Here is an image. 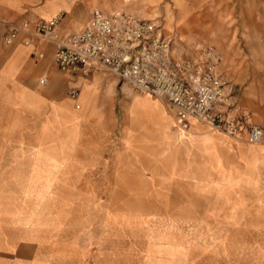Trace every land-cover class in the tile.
<instances>
[{
    "label": "rangeland",
    "instance_id": "374dc122",
    "mask_svg": "<svg viewBox=\"0 0 264 264\" xmlns=\"http://www.w3.org/2000/svg\"><path fill=\"white\" fill-rule=\"evenodd\" d=\"M81 4L88 15L79 30L94 8L129 10L160 20L181 50L214 45L240 108L264 128V0ZM1 45V261L264 264V141L250 144L197 122L181 130L164 100L104 71L82 77L79 108L47 100L37 91L46 88L38 80L48 61L33 60L19 82L28 48L19 45L8 58L2 38L0 52ZM65 145L78 153L64 157ZM140 148L171 164L160 174L146 170L138 186L141 173L124 161ZM208 148L219 163L209 161ZM75 166L86 174L74 176Z\"/></svg>",
    "mask_w": 264,
    "mask_h": 264
},
{
    "label": "built area",
    "instance_id": "2783aa9c",
    "mask_svg": "<svg viewBox=\"0 0 264 264\" xmlns=\"http://www.w3.org/2000/svg\"><path fill=\"white\" fill-rule=\"evenodd\" d=\"M63 17L60 13L35 24L28 19L10 23L3 41L13 45L21 39L34 56L44 59L46 51L34 42L38 38L53 45V62L62 71L85 76L108 72L134 91L164 100L184 131L197 122L250 144L264 141V128L240 108L234 86L222 76V56L214 45L181 50V39L167 33L160 20L129 10L94 8L83 29L66 35L59 32ZM46 81L43 75L39 82ZM79 94L77 88L69 90L73 98Z\"/></svg>",
    "mask_w": 264,
    "mask_h": 264
},
{
    "label": "crops",
    "instance_id": "0c3cea01",
    "mask_svg": "<svg viewBox=\"0 0 264 264\" xmlns=\"http://www.w3.org/2000/svg\"><path fill=\"white\" fill-rule=\"evenodd\" d=\"M85 1H92V0H0V39L1 38L3 39L5 33L9 30L10 23H21L23 20L28 19L35 24L40 20L54 17L55 15L60 13H64V17L59 28V32L61 35H66L68 33L79 31L78 29L79 26L85 21L88 15L87 6L81 4V2H85ZM66 6H69V9H67ZM55 7H59V11L56 14H54ZM86 23L84 24V27ZM34 42L40 49L46 51V57L44 59H39L36 56H34L32 54L31 48L24 45L21 39H19L13 45H6L4 43L6 49L8 47H9L8 49H10L9 50L10 54L8 55V58L15 52L16 48L19 45H24L28 48L26 63L18 76V81L20 80L21 76L26 75V71H28L29 68L33 67V60L36 64L42 63L43 61L47 60L48 62L46 64H43V68H42V71L44 73H42V75L40 76V78L43 75L47 76L46 84L41 85L39 82L40 78L38 80V85L46 86V88L43 91H37V92H40L47 100H55L60 102L65 101L66 104H71V100H74V104L75 106H77L78 97L73 98L69 96V90L71 88H77L79 89V91H81L82 77L90 79V76L93 75L92 76L93 78L94 75L99 71L91 73L87 76L82 75L79 72L62 71L53 62L52 59L53 45L49 43H44L38 38H35ZM1 46L3 48L0 54L3 55L5 53V47L3 45ZM8 58L5 60V62L8 60ZM5 62L3 63V65L5 64ZM31 72L33 71L30 70V76L32 74ZM76 73L77 76L74 75ZM67 93L69 97L66 96ZM176 126L178 127L177 122H176ZM73 151L75 153H78V150L74 149L71 146L67 147L65 145L63 151L64 157H67ZM208 151H209L208 154L209 161L214 164L219 163L216 160L219 158L217 156V153L210 148H208ZM124 162H125L124 164L125 168H127L129 171H133L134 173H141L142 176L136 177L138 180V182H136L138 186H140L142 183L146 181L144 177V173L146 170L152 171L154 174H160L161 173L160 171H162V169H168V167H170L171 164V160L169 158L159 155L158 153H149L142 148L136 150L135 154L128 155ZM78 168L80 167L75 166L73 171L74 172L78 171V172L77 173L72 172L75 174V175L73 174L74 176L78 177L77 175L80 176L81 173L86 174L87 169L83 171L81 169L77 170ZM73 175H70L71 178L73 177ZM119 185L124 186V184L121 183ZM33 261L35 260L30 259V263ZM0 263L17 264L20 262L16 260L15 261L0 260ZM65 264H71V263L65 261Z\"/></svg>",
    "mask_w": 264,
    "mask_h": 264
},
{
    "label": "bare ground",
    "instance_id": "6f19581e",
    "mask_svg": "<svg viewBox=\"0 0 264 264\" xmlns=\"http://www.w3.org/2000/svg\"><path fill=\"white\" fill-rule=\"evenodd\" d=\"M105 11V10H104ZM106 12H108V11H106ZM114 12V11H113ZM160 99V98H159ZM173 114V113H172ZM173 117H174V115H173ZM175 118V117H174ZM260 143V142H259ZM259 143H255V144H259Z\"/></svg>",
    "mask_w": 264,
    "mask_h": 264
}]
</instances>
